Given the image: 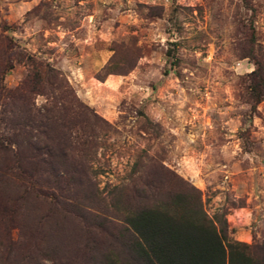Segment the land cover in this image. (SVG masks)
Returning a JSON list of instances; mask_svg holds the SVG:
<instances>
[{
	"label": "rangeland",
	"instance_id": "obj_1",
	"mask_svg": "<svg viewBox=\"0 0 264 264\" xmlns=\"http://www.w3.org/2000/svg\"><path fill=\"white\" fill-rule=\"evenodd\" d=\"M17 51L59 71L49 93L67 87L97 126L85 171L44 175L38 192L0 150V264H103L112 245L123 256V210L149 204L153 185L165 199L178 179L209 217L224 214L234 241L264 243V101L250 102L264 0H0L7 91L30 73Z\"/></svg>",
	"mask_w": 264,
	"mask_h": 264
},
{
	"label": "trees",
	"instance_id": "obj_2",
	"mask_svg": "<svg viewBox=\"0 0 264 264\" xmlns=\"http://www.w3.org/2000/svg\"><path fill=\"white\" fill-rule=\"evenodd\" d=\"M8 43L10 49L18 48L12 40ZM13 54L16 61L29 66L30 73L18 89L7 91L0 85V99H6L12 118L10 136L4 140L8 143L0 141V150L10 153L12 167L31 180V191L38 192L44 187V175L64 181L85 171L89 130L97 126L86 115L96 117L73 99L67 87L52 89L59 91V97L49 93V80L62 82L59 71L25 52ZM250 57L254 65L250 74L254 110L264 101V63ZM11 67L7 63L0 72ZM32 95L46 96L48 103L37 109ZM75 153L78 158H68ZM171 184L173 189L165 199L160 186L153 185L149 204L123 210V256L112 245L103 264H264V243L248 246L234 241L224 214L209 217L195 188L181 179L171 180ZM52 188L60 190L61 185Z\"/></svg>",
	"mask_w": 264,
	"mask_h": 264
}]
</instances>
